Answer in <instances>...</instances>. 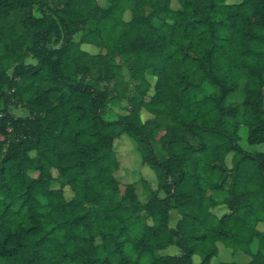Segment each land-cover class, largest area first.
<instances>
[{
	"label": "trees",
	"instance_id": "trees-1",
	"mask_svg": "<svg viewBox=\"0 0 264 264\" xmlns=\"http://www.w3.org/2000/svg\"><path fill=\"white\" fill-rule=\"evenodd\" d=\"M171 1L0 0V264H210L219 245L264 264V149L240 145L245 127L264 148V0ZM122 68L139 84L117 81ZM122 134L157 177L156 189L141 182L144 201L114 176Z\"/></svg>",
	"mask_w": 264,
	"mask_h": 264
},
{
	"label": "rangeland",
	"instance_id": "rangeland-1",
	"mask_svg": "<svg viewBox=\"0 0 264 264\" xmlns=\"http://www.w3.org/2000/svg\"><path fill=\"white\" fill-rule=\"evenodd\" d=\"M110 0H98V3L102 7H106L108 5V2ZM241 0H227L228 3H239ZM170 7L172 9H177L179 7V4L177 1L173 0L170 3ZM33 13L35 16H39L37 7H33ZM123 19L128 21L130 19V12L126 11L123 14ZM91 26H94V23L90 24ZM76 39L79 40V36H76ZM80 49L83 51L89 53V54H97L99 53L100 50L99 48L95 47L94 45L91 44H80L79 46ZM103 52V51H102ZM26 63H35V60L32 57H28L25 60ZM145 78L148 80L150 86L148 91L146 92L145 95V100L148 101L154 94V84H155V79L153 77H150L149 75H145ZM116 80L119 82H127L129 81L130 87H133L134 85H138L140 80L130 79V74L128 70L125 68H122L120 72L117 74ZM207 89V88H206ZM14 93V92H11ZM243 100V95L239 91L235 94H231L228 99L227 103L231 105H237L239 106ZM23 104L19 101V97H13L12 99V106H11V111L14 115L16 116H28V111L22 106ZM126 106V103L122 101H111V104H109L108 110L103 116V119L105 121H113L117 118L118 114H125V110L123 107ZM140 118L142 121L146 120H151L154 116L151 115L146 109L141 108L139 112ZM165 133V128L163 125H160L157 127L153 134V139H152V145L158 153H162V149L159 143L160 138L162 135ZM240 145L244 149L248 150H263V146H249L246 142V137H247V128L242 127L240 130ZM113 151L116 160L118 161V169L114 173V176L118 179L120 184L122 185V189L124 185L127 184H135L136 185V194L137 197L141 200H145V193L143 192V187L141 185V182H145L151 186L152 189H156L157 187V177L147 165H145L142 162V155L141 151L136 144V142L130 138L126 134H122L121 136L117 137L113 141ZM30 156H34L35 153L31 152L29 153ZM229 161V160H228ZM29 175L33 178H36L38 176V172L34 171H29ZM50 175L54 180V184L52 186L53 189L58 190L61 189L63 191V195L66 199H70L73 196V192L69 186H64L65 184L62 185V179L59 175V172L55 168H50ZM161 197L163 196L162 193L159 194ZM218 199H222V194L216 195ZM221 209V208H220ZM219 207L213 209L214 213L218 216L222 215L226 209L223 207L225 211L220 212ZM178 220V213L177 211H172L171 217H170V225L175 226ZM163 254H174L176 253V250L173 248H168L161 252ZM250 260L248 256L245 254L238 252V253H233L230 249L224 248L222 245H219V250L218 253L215 257L212 258L210 261V264H218L221 262L224 263H231V262H236L238 264H245ZM199 263V258L198 257H193V264H198Z\"/></svg>",
	"mask_w": 264,
	"mask_h": 264
},
{
	"label": "crops",
	"instance_id": "crops-1",
	"mask_svg": "<svg viewBox=\"0 0 264 264\" xmlns=\"http://www.w3.org/2000/svg\"><path fill=\"white\" fill-rule=\"evenodd\" d=\"M249 151H252V150H249ZM253 151H262V150H253ZM220 208H219L220 209V212L225 211L222 207H220ZM257 229L260 230V231H262V232H264V223H259L258 226H257Z\"/></svg>",
	"mask_w": 264,
	"mask_h": 264
}]
</instances>
